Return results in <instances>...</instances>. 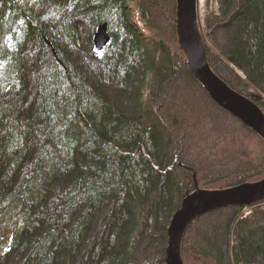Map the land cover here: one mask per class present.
<instances>
[{
	"label": "trees",
	"instance_id": "obj_1",
	"mask_svg": "<svg viewBox=\"0 0 264 264\" xmlns=\"http://www.w3.org/2000/svg\"><path fill=\"white\" fill-rule=\"evenodd\" d=\"M163 1L0 0V264H166L196 184L264 178V140L190 74ZM217 3L200 23L211 67L264 112V0ZM243 208L222 211L220 258L187 231L184 263L264 264V201Z\"/></svg>",
	"mask_w": 264,
	"mask_h": 264
},
{
	"label": "water",
	"instance_id": "obj_2",
	"mask_svg": "<svg viewBox=\"0 0 264 264\" xmlns=\"http://www.w3.org/2000/svg\"><path fill=\"white\" fill-rule=\"evenodd\" d=\"M177 33L180 47L186 55L190 74L198 81L211 99L230 113L245 127L264 140V112L252 99L232 89L212 69L200 29V0H176ZM103 25L94 38V50L102 54L110 41ZM264 201V178L258 182L242 183L219 190L200 189L196 184L179 210L171 219L168 229L166 264H185L182 245L189 227L200 217L229 208L246 207Z\"/></svg>",
	"mask_w": 264,
	"mask_h": 264
},
{
	"label": "rangeland",
	"instance_id": "obj_3",
	"mask_svg": "<svg viewBox=\"0 0 264 264\" xmlns=\"http://www.w3.org/2000/svg\"><path fill=\"white\" fill-rule=\"evenodd\" d=\"M164 1H166V0H164ZM164 1H163V3H164ZM163 3H162V5H163ZM199 6H200L199 7V12H200V19L199 20L201 23V27L203 28L204 27V18L206 17V14L208 13V11H215L216 14L219 15V7H218L217 0H211L209 8L206 6V0H200ZM87 34H88L87 30H84L83 35L86 36ZM216 34H220L222 36V38H224L226 40L228 39V35L226 32H224V29L222 27L217 29ZM106 35L109 36L108 29L106 30ZM84 55H86V54H84ZM209 56H210V53H208V58H209ZM241 75L243 76V74H241ZM187 86H189V83ZM190 88L193 89L194 94H196L195 91H197V88H194V87H190ZM192 91H191V93H192ZM187 92H189V91H187ZM170 93H171L170 91L167 93H163V101H164V103H166V102H168L167 97L168 96L171 97L172 101H171V104L169 106L170 113L173 114V112H175V114H177L178 116L179 115L181 116V113H183L181 106L178 108V107H176L177 105L174 104V101L177 99V96H176L177 94L170 95ZM207 113L208 112H205V114H207ZM183 116H184V114H182V118H183ZM178 121H179V119H178ZM165 122H166L165 123V126H166L165 129L171 128L172 123L171 122L167 123V120H165ZM249 130H251V129H249ZM255 135L258 136L257 134H255ZM231 208H234V207H231ZM237 208H241V207H237ZM224 209H227V208H224ZM222 211H223V209L200 217L188 229V232L190 230V232L192 234L195 233L196 237L198 236L200 239L203 240V246H202L203 250L205 252H208V254L215 256L217 258H220V256H221L219 250L217 249V242H216L217 237L221 236V234L223 233L222 230L225 229L226 220L227 219L232 220L233 214L235 212V211L230 210L228 215H227ZM240 211H241V214L248 215L249 213L252 212V208H251V206H248V207L241 209ZM231 231H234V228H232ZM232 238L235 240V235L233 233H232Z\"/></svg>",
	"mask_w": 264,
	"mask_h": 264
}]
</instances>
